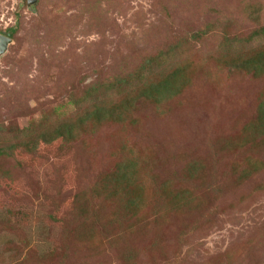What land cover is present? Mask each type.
<instances>
[{
    "label": "rangeland",
    "instance_id": "374dc122",
    "mask_svg": "<svg viewBox=\"0 0 264 264\" xmlns=\"http://www.w3.org/2000/svg\"><path fill=\"white\" fill-rule=\"evenodd\" d=\"M29 1L0 0V264H264V0Z\"/></svg>",
    "mask_w": 264,
    "mask_h": 264
},
{
    "label": "trees",
    "instance_id": "16d2710c",
    "mask_svg": "<svg viewBox=\"0 0 264 264\" xmlns=\"http://www.w3.org/2000/svg\"><path fill=\"white\" fill-rule=\"evenodd\" d=\"M259 11L254 12V19L256 15H258ZM256 21V20H255ZM16 31L13 29L11 32V35L13 36ZM254 38H263L264 40V29L261 32H258L254 34ZM262 40V39H260ZM263 44V45H262ZM263 47V50L260 53H257L252 58L247 59L245 62H243V66L241 67L244 71H248L250 73L256 74V75H264V42L260 44ZM153 63V62H152ZM151 63V64H152ZM161 69V68H160ZM165 70V68H164ZM183 77V70L182 68L176 70L174 73L170 74L163 83H160L158 85L150 84V86L147 89L148 98H150L152 101H154L157 105L161 104L162 102L170 101L176 96L180 95L183 90L186 89V84L181 81ZM124 82L117 83V86H121ZM131 104L130 99L123 104V108L128 107ZM127 109H122L121 111H126ZM123 112L118 113L117 110H111L108 112V116H112L110 114L113 113V116H118L122 120ZM261 118L264 122V105L261 106L260 109ZM105 115L101 110H98L97 113H95V117L99 118L100 116ZM73 135V131L71 129H54L49 130L38 136V139L30 145L32 149H35L39 144H51L54 142H57L61 139H69ZM136 162L133 161L129 163H125L120 166L119 168V174L121 182L124 186L126 184H130V182H135V177L137 175V166ZM132 205V203L130 202Z\"/></svg>",
    "mask_w": 264,
    "mask_h": 264
},
{
    "label": "water",
    "instance_id": "95a60500",
    "mask_svg": "<svg viewBox=\"0 0 264 264\" xmlns=\"http://www.w3.org/2000/svg\"><path fill=\"white\" fill-rule=\"evenodd\" d=\"M38 3V0H30L29 6H34ZM12 39L8 36L1 35L0 36V56L4 55L9 47V44H11Z\"/></svg>",
    "mask_w": 264,
    "mask_h": 264
}]
</instances>
